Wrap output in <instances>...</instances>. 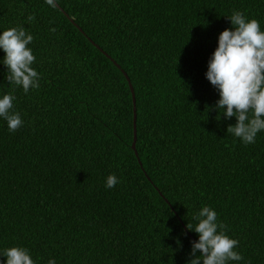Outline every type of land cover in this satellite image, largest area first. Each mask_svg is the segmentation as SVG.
Returning <instances> with one entry per match:
<instances>
[{
  "label": "trees",
  "instance_id": "trees-1",
  "mask_svg": "<svg viewBox=\"0 0 264 264\" xmlns=\"http://www.w3.org/2000/svg\"><path fill=\"white\" fill-rule=\"evenodd\" d=\"M55 2L0 0V35L31 33L40 74L27 94L11 86L0 49V98L15 87L24 121L11 133L0 118V250L27 248L36 264H188L199 235L187 224L207 205L239 241L238 264H264V130L247 146L228 134L237 120H217L206 78L233 10L264 31V0ZM110 174L121 182L106 189Z\"/></svg>",
  "mask_w": 264,
  "mask_h": 264
},
{
  "label": "clouds",
  "instance_id": "clouds-1",
  "mask_svg": "<svg viewBox=\"0 0 264 264\" xmlns=\"http://www.w3.org/2000/svg\"><path fill=\"white\" fill-rule=\"evenodd\" d=\"M46 3L56 7L55 0H46ZM228 18L234 30L226 29L220 34L206 78L219 92L220 99L215 106L220 113L217 120L235 117L237 123L229 125L227 132L247 146L254 144L258 133L264 130V31L258 20L248 19L242 11L234 9ZM27 19L32 22L35 16L29 15ZM33 40V35L22 26L10 27L0 35V49L6 53L2 61L8 69L6 79L11 86L22 87L25 94L40 86V74L32 67L36 58L28 47ZM15 87L0 98V118L7 122L11 133L24 124L20 113L14 111ZM120 182L115 174H110L105 187L112 189ZM192 220L195 223L189 222L187 229L197 233L199 240L192 241L190 255L194 258L188 264H238L244 260L236 251L239 241L227 235L226 225L218 221V213L213 208L203 206ZM198 252L202 255L197 256ZM0 256L7 258L6 264H36L24 247L0 250ZM47 264H56V260L50 258Z\"/></svg>",
  "mask_w": 264,
  "mask_h": 264
},
{
  "label": "water",
  "instance_id": "water-1",
  "mask_svg": "<svg viewBox=\"0 0 264 264\" xmlns=\"http://www.w3.org/2000/svg\"><path fill=\"white\" fill-rule=\"evenodd\" d=\"M56 3V2H55ZM73 22V21H72ZM74 23V22H73ZM128 83H129V86H130V89H131V92H132V97H133V104H134V140H133V145H132V148L133 150L135 151V154L137 156V158L139 159V154H138V151H137V113H136V95H135V91H134V88H133V85L131 83V80L129 78V76L127 75V73H125L123 71ZM139 163L140 165H142L140 159H139Z\"/></svg>",
  "mask_w": 264,
  "mask_h": 264
}]
</instances>
